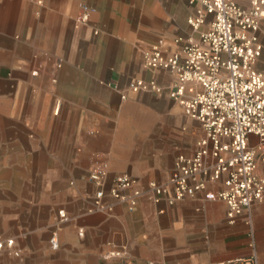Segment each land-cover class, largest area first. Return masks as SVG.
Wrapping results in <instances>:
<instances>
[{
  "label": "crops",
  "instance_id": "obj_1",
  "mask_svg": "<svg viewBox=\"0 0 264 264\" xmlns=\"http://www.w3.org/2000/svg\"><path fill=\"white\" fill-rule=\"evenodd\" d=\"M190 1L0 0V34L9 38V28L18 27L23 40L14 48H0L17 65L10 71L7 86L15 88L19 99L30 92L36 111L45 104L38 118L50 119L54 125L50 137L63 141L62 147L73 156L72 165L86 172L74 185L56 188L43 198L34 216L42 220L47 209L45 220L16 236L19 257L2 252L0 264H106L101 257L108 244L127 245L134 264H214L249 255L243 220L231 224L223 203L201 196L172 206L146 199L135 207L116 203L110 216L87 213L95 190L87 170L102 156L108 159L110 178L125 173L142 186L149 181L163 183L174 158L191 155L203 136L200 124L187 119L188 141L182 139L175 148L162 143L163 132L155 126L164 116L180 114L178 104L166 93L127 91L128 84L138 79L155 78L163 89L174 81L168 73L145 70L142 51L160 39L175 50L176 40L196 38L187 23L197 6ZM237 1L246 5L244 0ZM82 7L90 10L86 25L76 21ZM31 48L62 59L54 86L38 88L42 77L30 76L26 65ZM147 118H152L153 127ZM256 175L264 180L263 162L257 164ZM59 210L65 211L67 222L59 221ZM251 213L261 264L264 199L252 206ZM53 233L58 237L56 250L50 245Z\"/></svg>",
  "mask_w": 264,
  "mask_h": 264
},
{
  "label": "built area",
  "instance_id": "obj_2",
  "mask_svg": "<svg viewBox=\"0 0 264 264\" xmlns=\"http://www.w3.org/2000/svg\"><path fill=\"white\" fill-rule=\"evenodd\" d=\"M244 1L246 5L237 0H191L197 6L187 23L196 38L176 40L179 47L175 50L160 39L142 51L145 70L168 73L174 81L167 89L155 78L134 80L127 86L132 93H166L187 118L199 123L203 136L194 152L178 154L163 183L149 181L142 186L125 173L110 178L104 156L87 170V180L95 187L89 214L110 216L116 203L135 207L140 199L172 206L201 196L223 203L231 224L241 218L247 226L250 253L214 264H259L251 212L252 206L264 199V180L256 175L257 164L264 163V72L256 68L263 51L259 34L264 24V0ZM89 19L90 10L80 8L77 23L86 25ZM45 57L33 56L30 75L47 74L54 86L63 61L55 59L47 67ZM59 105L56 102L55 112ZM58 218L61 223L68 221L64 210L58 211ZM78 234L82 236V230ZM15 243L14 238L0 235V253L18 258ZM50 245L53 250L58 248L56 233ZM107 246L103 262L134 264L127 245Z\"/></svg>",
  "mask_w": 264,
  "mask_h": 264
},
{
  "label": "rangeland",
  "instance_id": "obj_3",
  "mask_svg": "<svg viewBox=\"0 0 264 264\" xmlns=\"http://www.w3.org/2000/svg\"><path fill=\"white\" fill-rule=\"evenodd\" d=\"M9 29V38L0 34V48L6 46L14 48L23 42L21 28ZM263 39L264 24L261 33L263 51L256 63V68L261 72H264ZM37 54L46 55L47 67H50L53 60L58 59L50 52L31 48L26 65L28 71L32 69L33 56ZM10 56L0 51V235L14 238L16 242V236L41 225L45 220L47 209L42 211V220L38 221L34 216L36 206L43 198L48 197L50 191L56 188L74 185L86 172L72 165L73 156L67 154L65 147H62L63 141L58 142L53 135L50 137L54 125L49 118H38L44 113L39 112L42 107L36 111L30 92L25 99H19L14 96L15 88L9 89L7 86L10 71L17 66L16 61ZM40 77L42 79L37 85L38 88L52 86L47 74L36 78ZM45 107L44 104L41 112L46 110ZM180 109V114L164 116L160 124L155 126L163 132L162 143L173 148L182 139L188 141V130L184 128V123L189 118L184 115L181 107ZM147 119V124L153 127L152 118ZM44 145L47 147H42ZM255 250L260 264L256 244ZM261 264H264L263 243Z\"/></svg>",
  "mask_w": 264,
  "mask_h": 264
}]
</instances>
